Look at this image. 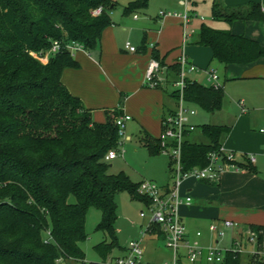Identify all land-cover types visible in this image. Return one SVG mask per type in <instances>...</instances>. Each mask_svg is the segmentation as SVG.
<instances>
[{
	"label": "trees",
	"instance_id": "1",
	"mask_svg": "<svg viewBox=\"0 0 264 264\" xmlns=\"http://www.w3.org/2000/svg\"><path fill=\"white\" fill-rule=\"evenodd\" d=\"M148 1L130 0L123 13L143 10ZM117 4L118 0H0V264H102L113 250L121 249L114 227L116 195L127 191L145 206L150 202L124 172L107 171L106 154L119 145L115 119L121 110L105 109V120L95 121L91 109L61 81L64 68L78 67L65 45L75 41L87 52L97 49L111 24L109 12ZM96 8L101 11L93 15ZM211 17L228 23L264 20V12L259 2L225 9L220 0H212ZM54 41L61 46L45 62L33 55L43 54ZM195 43L209 47L212 59L225 65L264 57V45L257 40L205 23ZM149 55L164 65L155 49ZM167 69L175 74L178 64ZM184 96L214 112L221 108L223 89L191 80ZM198 128L205 141L185 139L184 169L204 166L207 154L219 148L230 127L203 123ZM140 140L151 154L160 152L158 138L143 134ZM91 207L101 214L95 231L103 239L93 246L101 260L85 262L81 243L87 237L85 218ZM250 227L264 231L261 225ZM221 264L260 263L227 252Z\"/></svg>",
	"mask_w": 264,
	"mask_h": 264
},
{
	"label": "crops",
	"instance_id": "2",
	"mask_svg": "<svg viewBox=\"0 0 264 264\" xmlns=\"http://www.w3.org/2000/svg\"><path fill=\"white\" fill-rule=\"evenodd\" d=\"M220 2L222 7L229 9L245 7L251 1L245 5H232L227 0H220ZM253 2H259L261 10L264 12L262 8L264 5L261 4V1ZM183 3L184 1L181 0L180 4ZM133 17L138 18V15L133 14ZM154 19L157 21L158 17L156 16ZM237 20L231 23L220 20L226 26H217L216 28L229 29L232 33L242 34L264 45V33L259 34L257 30L248 33L247 28L253 29L254 21L242 20L241 22L243 23L241 24L245 27L241 30L240 28H235V24H233ZM113 26L114 23L111 21V24L104 29L101 35L100 44L97 48L99 60L96 61L83 49L77 50L73 58L78 63V67L64 68L61 73V81L73 95L79 97L86 108L91 109L92 117L95 105L100 104L97 101L104 99L105 94L110 92L114 103L111 107H104V110L119 108L121 113L130 115L131 118L128 121L136 118L139 129L135 133L139 140L143 134L158 138L162 128L161 120L175 109L176 102L172 92L171 81L175 80L176 76L168 70L166 85L150 88L143 85L142 74L151 49L156 50L166 67L175 63L176 57L167 59L166 55H161L158 49V35H147V33H144L140 38L136 52L127 50L125 43L121 46L119 45L120 52L128 53V55L121 54L115 46V30ZM149 29L147 28L146 31ZM123 30H125V27ZM189 38L190 46L186 47V44L184 46V52L189 61L199 68H210V63L214 60L212 59L210 48L196 44L197 36H193V33ZM111 41V44L104 46V42ZM195 47H205L209 55L205 59L200 57L194 51L197 49ZM106 55L115 58V61L112 64H107V66L103 65ZM261 60H264V57L249 64H221L224 72L232 71L234 75L232 78H240L243 77L244 71L256 66ZM262 63L264 64V61ZM188 77L200 83H203L201 80L205 79L203 72L192 73ZM226 80L228 78L224 77L222 85H224ZM240 100L243 101L244 111L241 110V106L238 104ZM246 103L252 108H249ZM234 105L233 109L239 111L237 115L231 116L232 110L226 103V106H224L225 115L221 116L220 121L218 120L214 123L210 121L209 117V113L213 115L214 112L201 113L196 111L190 117V121L195 125L210 123L229 126V131L221 139V145L225 150L235 152L240 165L239 170L230 169L223 171L217 181L210 182L187 178L180 183V195L182 197L190 196L191 202L188 205L179 204L177 210L186 226L188 238L192 240L191 238L194 235L203 237L200 245L218 243L220 246H227L230 242L231 231L226 229V236L219 240L209 231L211 222H216L221 226L222 220L229 219L237 222L243 228L250 225L264 226V131H260V128L264 127V112L257 115L251 100L238 99ZM195 107L197 106L195 105ZM262 110H264V106ZM258 111L261 110L259 109ZM128 121L125 124V132ZM193 136V132H191L188 139H192ZM125 138L129 139L130 135L125 134ZM246 154H253L255 156L254 162H249L244 157ZM109 161L107 160V162ZM170 162L169 156L167 170L170 180L161 185L163 189L171 188L172 185ZM144 221L146 222L145 218ZM196 231H200V235H196ZM134 238H137V236ZM126 244L121 245L120 253L123 252Z\"/></svg>",
	"mask_w": 264,
	"mask_h": 264
},
{
	"label": "rangeland",
	"instance_id": "3",
	"mask_svg": "<svg viewBox=\"0 0 264 264\" xmlns=\"http://www.w3.org/2000/svg\"><path fill=\"white\" fill-rule=\"evenodd\" d=\"M130 0H118V4L112 8L109 12L111 21L114 23L115 30V46L117 51L121 54L128 55V53L120 52L119 48L126 42L138 47L140 38L147 33V35H158V49L161 55H166V58L178 57L181 53L183 42V24L181 19L177 16L178 13L191 14L189 22L184 26L186 33L193 32V36H197V32L201 23H205L212 27L226 26L223 21L213 20L211 17V0H182L183 4H180L181 0H149L148 5L143 10H136L130 13H123V6ZM261 1L264 5V0H227L228 3L234 5H245L248 2ZM264 9V6H262ZM164 11L170 13L165 17L160 16L159 12ZM133 14H137L138 18H134ZM176 14V15H173ZM158 17L157 21L154 19ZM155 20V21H154ZM242 20L238 19L233 24L235 28L241 30L243 26ZM254 21L253 29H248V33L253 30H257V33H264V20H249ZM247 26V25H246ZM125 27V30L123 28ZM147 28H150L146 31ZM153 30V31H152ZM251 35V34H250ZM189 40L186 47H189ZM111 42H104L105 45L111 44ZM114 43V42H113ZM120 45V46H119ZM163 47V48H162ZM194 51L199 54L200 57H207L209 55L208 50L204 47H195ZM96 61L99 60V51L97 49L87 52ZM37 54V53H36ZM39 55V54H37ZM37 58H39L37 56ZM42 61V60H41ZM115 58L106 55L104 57L103 65L112 64ZM264 60H261L256 66L247 69L243 73V77L232 78L234 75L232 71L224 72L223 65L213 60L210 63V68L214 69L219 77V82L222 84L224 77L228 78L222 85L224 94V103L221 108L214 111L213 115H210V121L212 123L221 120V116L225 115L226 103L232 110L231 116L237 115L239 111L234 110L235 101L238 99L251 100L252 105L255 108L257 115L264 112ZM45 62V60H44ZM201 82H205L204 79ZM114 94V92H113ZM100 104L95 105L93 109V118L95 121L102 122L105 120L104 107H111L114 103L113 96L110 92L105 94V98L97 101ZM246 105L249 108L252 106ZM198 112L205 113L203 109L195 107ZM236 108V107H235ZM261 111H258V110ZM228 112V110H227ZM229 115V114H227ZM136 119V118H135ZM135 119L127 122L126 132L124 136H119V145L116 150V157L108 162L109 166L107 171L109 173L124 172L133 182H139L147 180L156 183L158 186L164 185L170 180L167 162L169 154L166 152H158L151 154L144 143L136 137V131L139 129ZM199 124V123H198ZM263 125V124H262ZM125 134H129L130 138L126 139ZM193 140L205 141V138L199 131L198 125H196L193 131ZM117 204V219L115 221V233L120 245L126 244L131 238L140 236V225L144 224V218L139 215L140 210L146 211L144 203L138 199H134L127 191L119 192L116 197ZM100 211L94 207L88 209L85 218V232L87 234L86 239L81 243L82 250L85 253V262L100 261V256L94 250V244L100 242L103 239V235L99 231H95L96 224L100 221ZM192 242L200 244L203 240L201 236H193ZM145 260L154 263H160L164 259L170 256V251L166 249L161 242H155L145 238ZM112 254H120L118 249L112 251ZM67 264H76L70 260ZM184 264H187L184 262Z\"/></svg>",
	"mask_w": 264,
	"mask_h": 264
},
{
	"label": "built area",
	"instance_id": "4",
	"mask_svg": "<svg viewBox=\"0 0 264 264\" xmlns=\"http://www.w3.org/2000/svg\"><path fill=\"white\" fill-rule=\"evenodd\" d=\"M101 8L92 11L93 15L99 14ZM160 16L171 15L164 11L159 12ZM176 15V14H173ZM177 16L183 24V42L180 55L176 58L178 71L175 73L176 79L171 81L173 94L175 97V109L167 114L161 120V132L158 135V143L161 152L169 154L171 162V188L163 189L156 183L143 180L137 185V192L150 199L145 206L146 211L141 210L139 215L145 218L146 222L140 226L137 238L130 239L120 254H110L102 262V264H221L227 252L240 254L242 256L251 257L253 260L264 264V231L255 230L250 226L241 227L233 220L224 219L221 226L216 222L209 224V231L219 240L226 236V229L231 231L230 242L227 246H220L218 243L209 245H200L192 242L187 236L186 226L183 223L179 213L178 205L184 203L188 205L191 202L190 196H181L179 193V185L182 180L194 178L196 180L217 181L223 171L239 170L240 165L237 161L236 154L232 150H225L220 145L217 150L210 151L207 154V162L204 166H193L184 169L181 162V147L189 134L194 131L196 125L190 121V117L196 113L195 105L187 102L184 96V90L187 82L191 81L189 74L203 72L205 79L202 84L219 88L222 84L214 69L199 68L197 65L189 61L184 52L186 39L193 33H186L184 26L189 22L191 14L178 13ZM136 17V15H134ZM61 44L54 41L51 47L43 54L33 53L35 57L46 61L48 56L57 52ZM65 47L69 50L73 57L77 50L83 49L78 42L72 41L67 43ZM125 48L130 52H136L137 47L129 42L125 43ZM168 69L165 65H161L160 61L149 55L143 74V85L150 88L161 87L167 83ZM238 104L244 111L243 101ZM130 115L126 113L120 114L115 123L118 127L119 136H124L126 121L130 119ZM264 131V127L260 128ZM116 157V150L112 149L106 154V160ZM249 162H254L253 154L244 156ZM200 231H196V235H200ZM49 234V231H47ZM145 238L155 242H161L163 246L170 251V256L160 263L149 262L145 260ZM57 261H60L58 259Z\"/></svg>",
	"mask_w": 264,
	"mask_h": 264
}]
</instances>
